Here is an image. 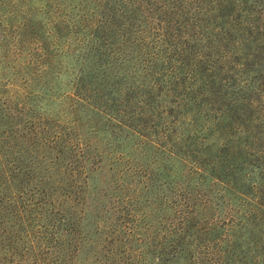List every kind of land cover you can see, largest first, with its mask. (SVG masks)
Masks as SVG:
<instances>
[{"label": "rangeland", "instance_id": "obj_1", "mask_svg": "<svg viewBox=\"0 0 264 264\" xmlns=\"http://www.w3.org/2000/svg\"><path fill=\"white\" fill-rule=\"evenodd\" d=\"M253 2L0 0V264H224L228 237L189 233L186 213L185 234L176 224L173 194L192 188L185 156L194 154L185 151V91L167 88L209 51L232 75L248 49L238 31L256 22L264 32V2ZM78 78L99 110L76 107ZM220 140L210 135L205 162L229 155ZM217 192L231 197L211 187L201 229L222 226ZM257 229L264 237V222Z\"/></svg>", "mask_w": 264, "mask_h": 264}, {"label": "trees", "instance_id": "obj_2", "mask_svg": "<svg viewBox=\"0 0 264 264\" xmlns=\"http://www.w3.org/2000/svg\"><path fill=\"white\" fill-rule=\"evenodd\" d=\"M260 1L264 2V0ZM253 3L256 4L257 0ZM229 18L231 27L225 25L226 28L239 30L234 28L241 25L238 19L236 17L233 19L231 16ZM225 26L221 25V27ZM262 28L263 26L256 22H251L247 32L238 31L244 45L248 42V49L239 58L241 59L239 67L235 66L236 62L233 63L234 68L237 69L233 70L232 75L229 71L221 70V65H218L220 57H215L216 53L210 54L209 51L205 55L207 60L201 69L189 65L185 68V83L170 82L167 88L172 94L179 92L180 89L185 91V119L190 125V127L186 126L185 151L194 154L189 159L185 156V165L192 172L195 180L192 188H179L173 194L175 197L173 205L182 215L176 224H180L181 233L185 234L186 213L190 218L187 226L192 229L189 233L193 231L198 233L199 230H202L200 233L212 231L218 238L228 237L230 239L227 240L228 248L220 259L224 264L230 262L227 254L231 249L235 251L234 264H257V257L263 253L260 240L262 241L264 237L257 227L264 222V155H253L255 152H264L262 146L264 143V32ZM224 37H219V33L216 32L213 38H219L217 40L221 41ZM207 38L213 39L211 36ZM230 42L232 41L228 38V41L220 43L218 51L220 48L223 55L231 53L228 48ZM243 48L244 46L240 49V53L243 52ZM230 78H232L231 83ZM91 87L88 83L80 81V78L77 83L72 84L73 90L77 92L75 93L77 108L94 107L99 110L98 105L92 103L89 94L85 91ZM80 90H84V93ZM110 117L127 128L132 127L122 123L113 115ZM199 118L201 121H197ZM215 133L221 138L219 150L230 149L231 152L223 162L214 160L205 162L202 159L203 150L208 147L210 135ZM154 143L160 144L157 141ZM253 146L262 149L255 151L252 150ZM175 150L172 147L168 148L173 154ZM248 167L255 168V174L251 177H249L250 173H242ZM212 186L229 193L231 197L224 198V195L216 193V196H220L218 199L224 198L222 201L227 204L221 217L222 226L213 227L218 224L215 221L212 227L201 229L197 224L200 219L199 209L201 205H207L208 193ZM242 202L250 206L245 208ZM233 203L241 204V207L236 206V211H233L230 208ZM259 214L261 219L257 218ZM213 228L214 231L218 228L219 233H215ZM246 228L249 231L250 247L247 241L243 243L241 241ZM253 230L256 232L252 234ZM260 264H264V260Z\"/></svg>", "mask_w": 264, "mask_h": 264}]
</instances>
